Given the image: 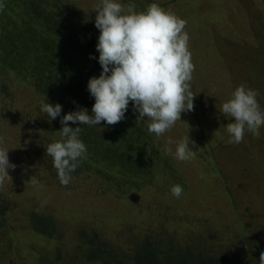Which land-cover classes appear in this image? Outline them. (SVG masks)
<instances>
[{"label":"rangeland","instance_id":"374dc122","mask_svg":"<svg viewBox=\"0 0 264 264\" xmlns=\"http://www.w3.org/2000/svg\"><path fill=\"white\" fill-rule=\"evenodd\" d=\"M125 1L130 5L131 0ZM160 1L165 4V10L177 15L185 9V31L189 34L188 46L195 65L190 82L195 95L193 110L183 112L181 122L177 121L170 131L159 138L149 134L146 123L140 122L143 133L136 140L133 131L138 113L134 111L131 102L125 119L115 125H107L103 121L94 128L82 125L80 138L85 145L92 143L87 146L94 151L93 156L98 163H87L89 166L84 170L77 168L69 181L73 182L67 186L61 184L46 153L47 144L61 138L60 117L49 120L40 111V105L46 99L53 105L61 104V116L82 107L77 96L70 95L67 98L64 93L66 89L58 87V79L52 77V64L57 63L58 58L75 42L76 48H72L70 54L75 61L88 65L93 71H102L98 63L99 53L96 51L100 33L94 23L96 5L100 0H3V8L8 9L4 13L5 17L12 20H15L13 15L20 11L19 14L24 17L22 22L27 20L38 28H53L55 31L58 26L64 25L66 32L73 26L72 33H69V29L68 34L64 32L50 36L53 43L60 44L65 34L67 43L63 47H57V50L44 46L39 40L34 45L33 53L26 50L28 47L21 40L15 42L16 52L11 54L21 55L22 60L27 57L30 64L25 62L16 66L8 52L0 50V136L5 138L6 146L10 149V163L15 165L14 169L9 170L12 181L0 186V191L4 197L12 195V198H7L9 203L6 211L17 216L13 225L8 227L12 239L10 238L11 245L7 248L12 258L8 256L4 264H48L49 260L45 261L43 258L47 257L52 243L56 249L64 252L66 258L69 257L67 263L71 262L70 256L75 252L76 244L69 243L65 246L64 241L62 244L61 241L51 242L48 237L39 238L33 234L29 215L31 210L37 208L44 214H56L63 238H68L69 233L78 235L91 227H94L92 232H97V227L105 229L104 222L108 225L106 234L102 232L101 236L111 237L114 233V237L119 239L122 236L120 222L115 221L121 217L126 219L129 227L137 230V235L156 233L161 225H168L171 228L168 230L179 237L186 238L193 232L196 233L193 239L204 236L207 247L228 243L230 252L241 253L243 261L258 264L260 253L264 252V199L258 198V193L261 197L264 196V150L260 154H246L251 160H246L243 153L230 157L220 150L218 154L212 153L218 158L213 163L211 146L205 142V134L217 137L212 146L229 145L225 126L234 122L230 123L220 109L231 98L230 95L238 90L237 86L257 91L261 108L264 109V40L250 37L249 26L250 14L258 12L264 17L263 0ZM119 2L127 6L124 0ZM153 2L154 0H133V3L145 5L146 9ZM78 7L82 12L77 11ZM3 24L4 20L0 26ZM17 24L19 25L18 22ZM21 26H24V22ZM75 33L77 34L74 35ZM78 35H83L86 42L78 41ZM2 46L0 43V47ZM90 56L96 59H90ZM259 64H262V71ZM19 67L23 73L19 72ZM91 77L93 76L86 74L83 80L88 81ZM40 81L49 82L52 88L47 93L41 92L37 88ZM82 81L73 84L69 92L76 91L83 96ZM85 91L89 94L88 90ZM91 103L89 94V104ZM91 109L88 108L89 114ZM69 126L75 128L79 125L69 122ZM263 135L264 127H261L259 135L250 137L256 143ZM188 136L196 151L191 160L181 162L164 153L163 149L169 138L178 141ZM248 142L247 137L243 145L245 148ZM171 147L174 151V145ZM119 152L125 154L119 156ZM106 155L112 160H120L118 166L123 168L122 174L130 175V180L132 175L138 173V169L155 168L152 171L157 175L154 179L156 189L150 182L143 190L137 188V192L133 190L134 186L128 191L119 186L115 179L118 173L114 170L117 166L108 163ZM166 166H172V169L165 171ZM176 169L179 175L175 174V177H180L185 182V188L181 185L184 191L179 199L171 195L172 185L169 180L167 183L170 188L162 185L164 175ZM252 173L255 175L251 178ZM25 178L29 180L25 181ZM31 178L38 181V186L30 181ZM121 178L124 175L119 176ZM224 180L229 183V187ZM255 182L262 188L258 190L257 196L248 192ZM165 190L171 196L170 200H173L177 213L166 214L167 203L164 201L161 205L162 213L157 209V213H145V201ZM139 200L142 201L140 213H137L133 205ZM134 215H141L144 229L135 227L138 223L132 220ZM57 235L56 232L54 236ZM32 254H40L43 260L38 261Z\"/></svg>","mask_w":264,"mask_h":264},{"label":"clouds","instance_id":"9594fccd","mask_svg":"<svg viewBox=\"0 0 264 264\" xmlns=\"http://www.w3.org/2000/svg\"><path fill=\"white\" fill-rule=\"evenodd\" d=\"M3 7L0 0V11ZM95 13L94 23L100 33L96 51L102 71L87 83L90 97L95 101L91 114L87 108L79 107L61 116V104L53 105L46 99L40 105V111L49 120L60 117L61 139L48 143L46 153L63 185L69 183L71 174L87 153L80 138L82 125L94 128L102 121L115 125L125 119L131 102L138 113L137 123H146L148 133L159 138L177 121L181 122L183 112L194 107L190 82L195 65L184 19L155 2L144 11H136L119 0H100ZM259 99V93L241 87L221 105L220 111L234 122L225 126L232 146H241L248 136L259 135L264 127V109ZM69 122L79 126L73 128ZM194 147L189 136L178 141L169 138L163 151L183 162L194 157ZM9 151L5 138L0 136V186L12 181L9 170L15 165L9 161ZM30 181L38 186L35 178ZM183 191L180 184L170 188L171 195L177 199ZM258 264H264V252L260 253Z\"/></svg>","mask_w":264,"mask_h":264},{"label":"trees","instance_id":"16d2710c","mask_svg":"<svg viewBox=\"0 0 264 264\" xmlns=\"http://www.w3.org/2000/svg\"><path fill=\"white\" fill-rule=\"evenodd\" d=\"M126 3V1L124 0ZM157 4L160 5L162 8L165 6V4L160 0H154ZM161 2V3H160ZM176 2V1H173ZM264 3V0H263ZM98 4V3H97ZM127 4V3H126ZM130 5L134 8L136 11H144L146 10L145 5H142L140 3H133V0H131ZM127 6H129L127 4ZM189 8V4L187 3V10ZM8 9L3 8L2 11H0V23L4 20L5 24L0 26V43L3 44L2 47H0V50L4 52H8L10 59H12L16 66L23 65L25 62L27 64H30L28 62V58L25 57L24 60L21 59V55L18 54H11L16 52V47L14 46V43L18 40H21L22 43H24L28 48L27 51H31L34 53V45L41 40L46 47H50L51 49L57 50V47H63L66 45L67 40L65 39V34L60 42V44L53 43L50 39V36L56 35V34H63L65 32V27L58 26L55 31L53 28H38L35 27L32 24H29L28 21L24 22V29L21 26L23 24L22 18L19 12H17V15H13L15 20L10 19L9 17H5V12ZM13 10V9H11ZM78 12H82V10L78 7ZM184 10H181V12L178 14L179 17L184 19L186 21V16H184ZM177 15V14H176ZM18 18V19H17ZM7 19V21H5ZM91 20V19H90ZM19 25L17 24V22ZM249 26L251 29V35L250 37L264 40V25L262 24L264 22V17L262 16V13H252L249 16ZM187 25V23H186ZM71 30L69 33L73 32V26H70L68 30ZM68 30L65 32L68 34ZM75 33L74 35H76ZM216 37H218L216 35ZM221 38V37H219ZM36 39V40H35ZM224 39V38H221ZM26 40L27 42H23ZM35 40V41H34ZM78 41L86 42L83 35H78ZM15 47V48H14ZM234 47V46H233ZM72 48H76L75 42L71 46L68 47L66 50V53L62 54L61 57H59V61L57 63L52 64L53 66V76L54 78L58 79V87L60 86L62 90L66 89L65 95L67 98L70 95L77 96L79 98L78 101H80L82 107L89 104V94L86 93L85 90H87V80H83L85 75L89 76H96L98 77L100 75L101 71H93L91 67L84 63H78L75 61L74 57H72L71 50ZM23 50L25 48L23 47ZM8 57V58H9ZM18 63V64H17ZM260 71L263 70L262 64H259ZM232 70V69H231ZM19 72L23 73L24 71L19 67ZM233 72V70H232ZM82 73H85L83 76ZM258 73V72H257ZM1 74V73H0ZM234 74V73H233ZM17 77H21L20 74H16ZM258 76V75H257ZM83 80V81H82ZM1 81V80H0ZM53 81V80H52ZM83 82V96H81L78 92H69L70 87L73 84H79L80 82ZM237 85V84H236ZM246 87V86H245ZM41 92L47 93L48 89L52 88V85H50L49 82H41L39 83L37 87ZM240 89L241 87H238ZM251 91L257 92L254 89H249ZM230 97H232L230 95ZM92 98V97H91ZM261 99H259L258 103L260 106H262ZM94 98H92V103L89 104L86 108H92L94 104ZM59 118V117H58ZM60 121V118H59ZM230 123L231 120L229 119ZM136 122L135 128H134V135H136L137 138L143 133V129L140 127L141 123ZM153 137H156L153 135ZM61 138H58L55 141L60 140ZM230 140V137L228 138ZM248 144L247 148H245L242 144L239 147H234L230 143L229 145H219V146H212L216 141L217 137L213 134L206 133L205 134V142L208 143L211 146L210 154L211 157L213 156L212 153H217L221 150L222 153L228 154L230 157L233 155H237L240 153H243L242 155L246 156V160H251L248 156H250L252 153L257 152L258 154L262 153L264 150V135L255 143L251 140V137L248 136ZM51 142H54L51 140ZM92 143L88 142V146ZM87 153L85 158L81 161L79 165V169L84 170L89 166L87 163H98L94 155V151L89 150L88 146ZM240 150H243L244 152H240ZM235 153H230V152ZM264 152V151H263ZM125 153L119 152L118 155L121 156ZM248 156H247V155ZM215 158L213 156L212 162H215ZM51 160V157H50ZM105 160L108 163H111L117 167L114 168L115 172L117 171L118 175L115 177L117 183L119 186L123 187L128 191V189L132 186L135 188L137 192V188H140L143 190V188H146L148 183L156 189V181L154 180L157 178V175H155V171H152V169H155L153 167H147L146 169H138V173L132 175V180L128 179L130 175L128 174H122L123 171L118 164H120L117 160H112L109 155L105 156ZM130 160V157H129ZM52 161V160H51ZM84 164L86 166H84ZM164 165V164H163ZM169 165V164H165ZM105 168V167H104ZM218 169V167L216 166ZM121 169V170H120ZM172 166H166L165 171L171 170ZM175 174L179 175L178 169H176L172 173H166L164 175V182L162 185L166 188H170L167 181H170V184L176 185L180 184L183 185V181H181L180 177H175ZM74 174H71V178H73ZM124 175V178L119 179V176ZM255 175L254 173L251 174V178ZM30 178V176H29ZM29 178H25V181H28ZM73 182V181H71ZM71 182L67 184L70 185ZM226 186L229 187V183L226 182ZM73 184V183H72ZM141 184V185H139ZM186 186V184H185ZM185 188V187H184ZM183 188V189H184ZM259 183H254V185L248 190L249 193L254 194L257 196L258 190H260ZM262 189V188H261ZM132 190V191H133ZM168 190V189H167ZM262 191V190H261ZM3 192L0 191V264H4L6 262V258L10 256L12 258L11 253L9 252L8 246L11 245L10 236L12 233L9 231L8 227L12 226L15 220L17 219V216L11 214L9 211H6L8 208V201L7 198H12V195H7V197L3 196ZM137 194V193H136ZM232 196H235L231 193ZM157 197L158 201H157ZM236 198V196H235ZM258 198L261 197L260 193H258ZM171 196H168L167 191L157 194L155 197L149 198L147 201H145L146 205V211L145 213H157L156 209L159 210L161 213V205L164 201L167 203L166 207V214L167 213H177V208L173 204V200ZM143 200V199H142ZM142 200H139L134 203L133 206H135L133 209L137 213H140V203ZM235 199L233 198V201ZM233 204H235L233 202ZM38 209V208H37ZM31 210V214L29 215L30 220L32 222L31 229L34 230L33 234L39 238H49L51 242L53 241H64L65 246H68L69 243L76 244L75 252L71 253L70 259L71 262L67 263V259L63 251L56 249L55 244L48 250L47 257H44L43 259L46 261L49 260L48 264H253L249 261H243V257L241 253H237L235 251H229L228 248H230L229 244H220L213 245L212 247H207L205 243L204 236L198 237V239H193L196 235L195 232L193 234L185 237H179L176 233H172L171 228L168 225H161L160 228H157L156 233H149L144 236L137 235L135 232L137 231L133 227H129L126 224V219H122L119 217L115 222H120V234H122L121 238L114 237V233L111 237L109 236H101V233L103 232L106 234L107 229V223L103 222V225L105 229H102V227H97V232H92L94 227L89 228L88 231H84L79 233L78 235H74V233H69L68 238H63L61 228L58 225L56 214H44L39 209L37 210ZM132 220L136 221L138 225L135 227H138V229H144V225H142V218L141 215H134L132 217ZM113 226V225H110ZM127 226V228H125ZM167 228L166 230H164ZM68 231L69 228L67 227ZM169 229V230H168ZM18 231V229L16 230ZM15 231V232H16ZM57 232V237L54 236ZM107 233L109 231L107 230ZM38 234V235H37ZM91 234V235H89ZM145 237V238H144ZM118 239V240H117ZM224 240V239H223ZM46 241V240H45ZM193 242V243H192ZM197 242V243H196ZM2 248V250H1ZM36 256L38 261H42L43 259L40 258V254L34 255ZM43 264H46L45 262Z\"/></svg>","mask_w":264,"mask_h":264}]
</instances>
